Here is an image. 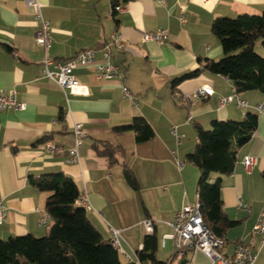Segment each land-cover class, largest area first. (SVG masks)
Wrapping results in <instances>:
<instances>
[{
	"label": "crops",
	"instance_id": "1",
	"mask_svg": "<svg viewBox=\"0 0 264 264\" xmlns=\"http://www.w3.org/2000/svg\"><path fill=\"white\" fill-rule=\"evenodd\" d=\"M39 1L52 26L47 52L51 58L66 59L93 48L100 60L99 49L117 33L124 46L112 47L110 62L120 77L99 80L93 65L75 67L73 75L89 93L64 92L41 72L44 50L35 42L38 22L32 11L23 0H0V88L14 89L18 100L25 103L23 110H0V202L7 208L0 238L46 233L38 221L49 193L39 190L30 178L60 171L74 180L79 191L86 189L93 207L87 216L101 235L110 238L109 227L120 231L125 253L119 254L122 263L151 264L139 261L137 255L147 234L143 226L147 218L154 222L157 250L163 249L164 260H168L175 252L173 243L166 239L162 247L161 239L172 231L169 222L183 205L197 201L199 173L183 160L196 142L194 124L208 128L214 119L240 120L252 112L257 114V127L246 143L233 147L232 172L214 173L212 180L220 177L223 210L237 221L225 234L222 253L231 255L238 240L252 242L258 250L255 264H264V241L252 232L264 207V112L256 109L264 102V92L239 93L248 103L242 109L234 102L218 105V97L237 92L221 74L202 70L172 85L175 78L197 69L205 59L223 56L211 31L216 17L259 14L264 0H117L123 10L114 13L112 0ZM159 29L169 35L163 44L143 40V33ZM254 49L264 56L260 39ZM203 85H209L213 93L194 97L193 92ZM123 86L137 99L136 105L124 96ZM134 116L150 124L152 139L139 143L132 131L117 134L112 130L130 123ZM75 122L82 124L88 136L78 149L79 161L72 163L68 149L74 144ZM173 125L183 135L179 144L171 133ZM106 142L116 147L117 160L112 164L95 151V146L101 149ZM47 144L61 150L48 151ZM247 156L254 160L249 170L243 166ZM177 160L183 162L181 169ZM124 166L135 175L138 191L125 181ZM239 201L247 208H240ZM186 258L191 264H211L198 251ZM186 258L174 257L171 263Z\"/></svg>",
	"mask_w": 264,
	"mask_h": 264
},
{
	"label": "trees",
	"instance_id": "2",
	"mask_svg": "<svg viewBox=\"0 0 264 264\" xmlns=\"http://www.w3.org/2000/svg\"><path fill=\"white\" fill-rule=\"evenodd\" d=\"M112 0V4H117ZM211 31L218 38L223 56L219 60L205 59L195 70L183 73L172 81L175 85L185 79L197 76L202 70L226 76L238 93L258 90L264 92V56L254 49L260 39L264 46V10L259 14L241 13L235 17H216L211 23ZM257 127V114L246 112L240 120H212L208 128L194 124L196 142L184 161L197 167L196 197L200 204L203 221L209 231L225 239L227 230L237 221L228 218L223 210L220 177L212 180L214 173L229 174L236 161L234 146L246 143ZM117 133L132 131L136 142L153 138L154 131L142 116H134L130 123L114 126ZM115 146L103 143V148L95 146L97 154L107 158L110 164L117 159ZM124 179L135 191L139 190L133 172L123 168ZM264 178V168L261 171ZM30 182L39 190L48 192L45 211L50 216V224L41 237L27 233L21 236L0 238V264H136L122 263L119 253L104 238L87 216V211L74 203L79 189L74 180L63 172H50ZM157 236H144L137 250L139 261L151 264H172L156 257ZM180 264V261H178Z\"/></svg>",
	"mask_w": 264,
	"mask_h": 264
},
{
	"label": "built area",
	"instance_id": "3",
	"mask_svg": "<svg viewBox=\"0 0 264 264\" xmlns=\"http://www.w3.org/2000/svg\"><path fill=\"white\" fill-rule=\"evenodd\" d=\"M23 2L25 6L32 11L35 20L38 22V27L35 32V42L44 50L41 72L44 76L54 80L64 92L75 95H87L89 93L88 87L79 83L73 75V69L75 67L93 65L95 77L99 80L120 77L116 66L110 62L112 57V47L117 46L119 48H123L124 46L119 34L114 33L110 40L99 49L101 56L100 60H96V49L93 48L82 49L66 59H53L47 54L48 49L52 44V26L49 19H47L44 15L43 7L40 1L23 0ZM122 10L123 7L120 4L111 5L112 13ZM180 21L184 22V17L182 15L180 16ZM168 36V32L165 29H159L143 33L142 38L144 41H153L157 44H163L168 39ZM122 89L124 96L130 98L136 105L137 99L125 86H123ZM212 93L213 90L209 85H203L193 92V96L206 97ZM231 102H234L242 109L248 107L247 101L238 92L229 96L218 97L217 99L219 106H224ZM23 109H25V103L18 100L14 89L5 90L0 88V110ZM256 109L258 112H264V102L256 105ZM72 133L74 144L68 149V160L69 162L77 163L79 161L78 149L88 135L80 122H75L73 124ZM171 133L175 136L176 141L179 144L183 135L177 132V127L175 125L171 126ZM45 149L51 152L61 150V148L53 144H47ZM253 162V157H245L243 160L244 168L249 170ZM177 166L181 169L183 162L181 160H177ZM74 203L86 211L93 209L88 200L85 188L79 192ZM238 205L240 208H247V205L241 201H239ZM6 212V206L0 202V223L5 217ZM49 224L50 216L45 211L40 216L38 225L47 228ZM143 226L147 233H152L154 229V222L147 218L143 220ZM169 226L172 231L170 234L163 236L161 239V246L164 247L166 239H171L174 251L179 258H186L187 254L198 251L203 253L210 260L211 264H255L258 250L255 249L252 242L243 243L238 240L231 255L227 256L222 253L221 248L225 243V239L213 235L206 227L198 201H195L192 204L183 205L179 210H177L172 220L169 222ZM109 231L113 247L119 254H125L121 246L122 236L120 231L112 227H109ZM252 232L262 237L261 242L264 241V207L252 227ZM186 260L185 264H191L187 258Z\"/></svg>",
	"mask_w": 264,
	"mask_h": 264
},
{
	"label": "rangeland",
	"instance_id": "4",
	"mask_svg": "<svg viewBox=\"0 0 264 264\" xmlns=\"http://www.w3.org/2000/svg\"><path fill=\"white\" fill-rule=\"evenodd\" d=\"M262 42V41H261ZM261 55V54H260ZM127 157L129 158V160L130 161H132V156L130 155V154H127ZM133 159H135V158H133ZM183 159V158H182ZM184 160V159H183ZM190 165V167L191 168H193L194 170H197V172H198V169H197V167H195L194 165H192V164H190V163H187L186 161H184V165ZM199 173V172H198ZM45 230V229H44ZM44 234H41V235H37L36 237H41V236H43ZM158 251V250H157ZM166 252L162 249H159V251L157 252V257L158 258H161V259H166ZM120 259L122 260V261H124V259L122 258V257H120Z\"/></svg>",
	"mask_w": 264,
	"mask_h": 264
},
{
	"label": "water",
	"instance_id": "5",
	"mask_svg": "<svg viewBox=\"0 0 264 264\" xmlns=\"http://www.w3.org/2000/svg\"><path fill=\"white\" fill-rule=\"evenodd\" d=\"M186 259H182L181 261H180V264H185L186 263Z\"/></svg>",
	"mask_w": 264,
	"mask_h": 264
}]
</instances>
